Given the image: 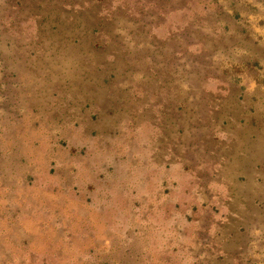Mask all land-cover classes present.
I'll return each instance as SVG.
<instances>
[{
  "label": "rangeland",
  "instance_id": "374dc122",
  "mask_svg": "<svg viewBox=\"0 0 264 264\" xmlns=\"http://www.w3.org/2000/svg\"><path fill=\"white\" fill-rule=\"evenodd\" d=\"M263 111L264 0H0V264H264Z\"/></svg>",
  "mask_w": 264,
  "mask_h": 264
},
{
  "label": "trees",
  "instance_id": "16d2710c",
  "mask_svg": "<svg viewBox=\"0 0 264 264\" xmlns=\"http://www.w3.org/2000/svg\"><path fill=\"white\" fill-rule=\"evenodd\" d=\"M13 29H15V26H14V23L12 21L9 25H7L6 32H8V30H13ZM259 130L260 131L256 130L255 131V134H254L256 136V141H254L252 143V145H250L249 142L247 143V145H250V147H249V153L251 151H255L257 153H261L263 151V149L261 147H259V141H262L263 144H264V129H259ZM256 157H257V155H256Z\"/></svg>",
  "mask_w": 264,
  "mask_h": 264
}]
</instances>
